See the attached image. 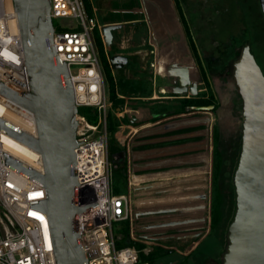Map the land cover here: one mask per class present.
Segmentation results:
<instances>
[{
	"label": "built area",
	"instance_id": "obj_1",
	"mask_svg": "<svg viewBox=\"0 0 264 264\" xmlns=\"http://www.w3.org/2000/svg\"><path fill=\"white\" fill-rule=\"evenodd\" d=\"M49 16L62 20L54 26L52 45L56 57L67 64L76 105L98 110L97 123L77 114V202L86 207L77 216L79 243L88 264H142L136 247L119 248L116 243L120 236L115 226L128 218L131 201L112 192L107 120L113 103L94 37L97 20L87 15L82 0H50ZM155 54V49L148 52ZM150 66L159 71L156 61ZM0 83L20 95L31 88L14 0H0ZM9 112L34 128L33 133L22 130L37 136L34 114L0 91V119L15 125ZM17 145L35 156L37 166L32 168L43 172L36 151L0 128V264H57L48 216L37 207L46 198L45 189L6 162V155L18 159ZM142 251L151 253L149 248Z\"/></svg>",
	"mask_w": 264,
	"mask_h": 264
},
{
	"label": "crops",
	"instance_id": "obj_2",
	"mask_svg": "<svg viewBox=\"0 0 264 264\" xmlns=\"http://www.w3.org/2000/svg\"><path fill=\"white\" fill-rule=\"evenodd\" d=\"M190 2L138 0L135 6H117L115 3L102 15H98L99 11L93 4V17L97 20L113 72L130 77L132 58L138 56L142 68L151 74L152 97L129 99L135 106L126 105L123 111L118 112L120 119L124 116L128 119L121 121L117 131L119 144L125 148L124 155L119 154V157L128 161L130 184L127 195L131 203L144 202L147 211L167 214V219L162 217V222L151 221L152 229L155 225L182 227L176 230L175 240L172 239L178 248L185 247L184 244L193 248L192 243L194 246L201 243L209 234L213 109L199 110L194 108L197 106H189L188 113L156 119L157 115L149 106L156 102L207 96L208 89L181 16L183 13L187 19L184 3ZM128 12L139 15L133 19L117 16ZM198 13L195 7L197 17ZM109 25L113 26L110 44L102 31ZM151 49H155L156 54L149 56ZM153 61L157 62L159 71L149 65ZM198 82L202 83L203 94H198L199 89L194 86ZM163 89L165 92L161 91ZM180 213L181 216L177 217ZM149 235H155V232L133 238L156 243Z\"/></svg>",
	"mask_w": 264,
	"mask_h": 264
},
{
	"label": "water",
	"instance_id": "obj_3",
	"mask_svg": "<svg viewBox=\"0 0 264 264\" xmlns=\"http://www.w3.org/2000/svg\"><path fill=\"white\" fill-rule=\"evenodd\" d=\"M264 16V0H260ZM29 70L31 88L17 94L0 83V91L34 114L37 136L0 119V128L42 155L43 172L6 155V162L40 184L46 198L37 207L46 212L57 264H88L79 243L77 216L86 207L77 202V114L75 92L67 64L55 55L50 0H14ZM102 31L111 42V29ZM244 100L254 122L246 126L241 155L234 173L236 207L228 228V246L220 264H264V75L244 47L235 63ZM203 94L202 83L194 85ZM247 96V97H246ZM214 105L194 107L212 110ZM120 155H124L121 152Z\"/></svg>",
	"mask_w": 264,
	"mask_h": 264
},
{
	"label": "rangeland",
	"instance_id": "obj_4",
	"mask_svg": "<svg viewBox=\"0 0 264 264\" xmlns=\"http://www.w3.org/2000/svg\"><path fill=\"white\" fill-rule=\"evenodd\" d=\"M92 1L96 10L99 11L98 15H102L108 12L115 3L127 6L130 0ZM186 4L184 3V12L195 41L200 48L202 59L207 67L217 97V109L212 114L214 117L213 125H217L219 134L218 147L221 163L217 172V182L224 195V204L222 220L214 230H211L210 223L208 235L211 234V236L206 240L213 243L216 238L218 242L212 246L210 256L201 262V260L190 257V254L198 246L197 243L195 246L192 243L193 248H189L188 244H184L185 247H177L174 241L177 234L176 230L182 229V227L155 225V228H151L149 225L152 223L151 221L162 222V217L166 218L165 212L147 211L144 202L131 203L128 218L131 223L132 236L155 232V235H149L151 236L149 238H154L152 240L156 243L150 242L146 247L151 249V252L156 251L159 245L171 251L167 256L158 258L155 264H220L229 243L228 228L236 207L234 173L241 155L245 133L244 124L248 118L245 113L244 94L235 74V63L242 55L243 48L249 44L250 54L264 75V16L260 0H191L190 5ZM195 7L197 11L199 10L198 17L197 14H194ZM61 21V19H54V26L60 24ZM129 99L125 107L126 105L133 106L132 100ZM117 134L115 139L119 143ZM213 151L214 146L212 153ZM109 160L113 170L116 168L114 161L117 160V157ZM213 173L212 158L210 193L212 191ZM175 214L173 213V215ZM180 216L181 213L177 217ZM123 220L126 219H122L115 226L120 239L123 238ZM207 227L208 225L205 228L207 229ZM173 238L174 240H172ZM172 255L179 259H172Z\"/></svg>",
	"mask_w": 264,
	"mask_h": 264
},
{
	"label": "trees",
	"instance_id": "obj_5",
	"mask_svg": "<svg viewBox=\"0 0 264 264\" xmlns=\"http://www.w3.org/2000/svg\"><path fill=\"white\" fill-rule=\"evenodd\" d=\"M87 15L93 17V1L92 0H82ZM138 4V0H130L127 4L128 6H135ZM119 6V4L117 5ZM139 14L134 12H128L125 14L118 13L117 16L126 19L137 18ZM187 34L189 36L190 45L193 50L194 57L196 59L197 65L199 67L201 77L208 89L207 96H200L195 98H183L176 101H171L168 103H154L149 107L151 111L157 115L156 119L163 117H168L177 114L188 113L189 106H207L214 105L213 111L217 109V98L210 81V76L207 67L202 59L200 48L198 47L193 34L191 33L190 25L187 19L181 13ZM95 42L99 49L101 65L105 74L106 88L110 101H112V107L108 109V120H107V130L109 133V159L117 157L114 161L116 168L112 171V192L115 195H127L129 192V169L128 161L125 158L119 157V154L125 150L116 141L115 135L119 130L121 121H128L126 116L120 119L117 116V112L123 111L126 107V98H144L152 97L153 95V83L150 79L151 74L147 69H143L138 56L132 58V62L129 69L132 71V75L127 77L126 75L116 74L113 72L109 58L107 56L103 41L99 35V27H95L94 31ZM150 65V63H149ZM177 102V104H175ZM145 104V103H143ZM135 106V105H134ZM133 106V107H134ZM80 114L85 115L91 123H97L98 121V110L94 106H84L79 109ZM213 179H212V191H211V230H214L219 222L222 220V209L224 204V195L221 188L217 182V172L221 163V155L218 147L219 134L217 125L213 126ZM211 233V232H210ZM123 238L117 240V247H136L140 251V263L147 262L148 264H155L158 258L167 256L171 251L166 250L162 246H158L156 251L151 252L146 255L142 250L147 247L148 243L143 241H138L133 238L131 232L130 219L127 218L123 220L122 226ZM211 236L208 235L204 241L198 244V246L190 254L191 258L195 260H201V262L206 259L211 254L212 246L216 245L218 240L215 238L213 243L207 242V238ZM174 253V252H173ZM172 259H179L177 256H171Z\"/></svg>",
	"mask_w": 264,
	"mask_h": 264
},
{
	"label": "bare ground",
	"instance_id": "obj_6",
	"mask_svg": "<svg viewBox=\"0 0 264 264\" xmlns=\"http://www.w3.org/2000/svg\"><path fill=\"white\" fill-rule=\"evenodd\" d=\"M158 69L160 70L159 66H158ZM91 99H95V96H92ZM7 116H8L9 121H11L15 125H17L18 128L24 129L25 131L28 130L30 133L34 132L33 126H30L28 123L25 122V120L20 118L15 113L9 112ZM15 153H16L15 154L16 157L18 159H20V161H22L26 165L31 166V167L37 166V164L35 162V156L31 152H29L26 148H24L23 146L17 145V149H16ZM37 156H38L40 162L43 164L42 155L40 153H37ZM42 164H41V169H43ZM45 197H46V195H45Z\"/></svg>",
	"mask_w": 264,
	"mask_h": 264
},
{
	"label": "flooded vegetation",
	"instance_id": "obj_7",
	"mask_svg": "<svg viewBox=\"0 0 264 264\" xmlns=\"http://www.w3.org/2000/svg\"><path fill=\"white\" fill-rule=\"evenodd\" d=\"M247 46H249V44H246V46L245 47H247ZM247 97V96H246ZM244 99V98H243ZM244 105H245V113L248 115V118H247V120H246V122H245V124H244V129H246V126L247 125H249L251 122H254L253 121V119H255L256 118V115H255V117H254V114H253V110L252 111H249V109L248 108H250V103H249V101H248V99L246 98V100H244ZM244 107V106H243ZM249 123V124H248Z\"/></svg>",
	"mask_w": 264,
	"mask_h": 264
}]
</instances>
